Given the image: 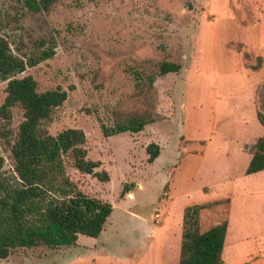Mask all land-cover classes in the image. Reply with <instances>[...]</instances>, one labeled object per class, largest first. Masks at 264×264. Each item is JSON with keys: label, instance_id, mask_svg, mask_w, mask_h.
I'll use <instances>...</instances> for the list:
<instances>
[{"label": "rangeland", "instance_id": "374dc122", "mask_svg": "<svg viewBox=\"0 0 264 264\" xmlns=\"http://www.w3.org/2000/svg\"><path fill=\"white\" fill-rule=\"evenodd\" d=\"M0 27L18 53L42 41L54 42L52 58L19 76L33 75L40 91H68L44 128L53 134L69 127L86 132L89 157L104 162L111 180L79 172L66 156L67 170L86 193L117 203L115 215L130 210L151 219L159 213L161 220L170 180L177 208L184 202L180 193L192 184L195 202L206 198L205 192L197 193L204 185L216 198L231 192L242 220L247 209L264 210V197L247 198L244 192L263 182L264 173L247 175V153L241 150L250 152L264 134L257 116H264V0H59L40 11L29 9L25 0H0ZM244 51L252 56L245 59ZM164 61L180 64V71L161 74ZM7 83L0 74V105ZM12 112L11 126L17 129L23 109L17 105ZM135 116L149 119L142 131L104 137L101 123L112 127ZM4 124L0 119V129ZM211 137L206 156L182 153L205 146ZM151 142L162 147L153 163L146 151ZM0 152L11 174L12 154L2 138ZM198 163L199 174L189 179ZM123 190L136 196L123 195ZM228 212L229 205L205 210L203 228ZM257 223L264 241V220ZM132 233L110 231L107 237L112 247L128 240L124 257L143 261L151 249L146 241L152 240L145 239L140 227ZM77 242L92 251L105 250L97 237L79 235ZM69 253L70 246L40 244L17 249L0 264H66Z\"/></svg>", "mask_w": 264, "mask_h": 264}, {"label": "trees", "instance_id": "16d2710c", "mask_svg": "<svg viewBox=\"0 0 264 264\" xmlns=\"http://www.w3.org/2000/svg\"><path fill=\"white\" fill-rule=\"evenodd\" d=\"M59 0H25L34 11L47 10ZM13 41L0 27V74L8 80L6 97L0 105V119L5 123L0 138L12 154L13 170L5 171L6 158L0 152V259H8L15 250L33 248L40 244L58 248L76 245L79 235L99 237L113 212L114 205L107 199L86 193L73 180L67 170L65 157L71 167L84 174H91L102 182L111 180L109 170L100 159L89 157L85 147L88 140L82 128L69 127L57 134L44 128L54 111L68 99L62 88L39 90L37 79L31 75L19 76L29 67L52 58L53 41L35 45L26 53H18ZM231 45V42L229 43ZM243 45L238 44L241 51ZM245 59L252 54L243 52ZM261 61L262 58L259 57ZM247 68V64H245ZM254 65L253 69L260 68ZM176 62L164 61L160 73L180 71ZM19 105L24 118L17 129L11 126L12 108ZM264 125V116L258 112ZM149 119L141 116L127 123L107 126L101 123L104 137L122 132H140ZM147 161L153 163L162 147L156 142L148 144ZM251 159L246 174L264 170V134L251 146ZM127 193L123 190L122 194ZM231 198L185 207L182 221V238L179 261L172 264H222L223 250L229 225L228 216L203 228V212L215 206L229 205Z\"/></svg>", "mask_w": 264, "mask_h": 264}, {"label": "crops", "instance_id": "0c3cea01", "mask_svg": "<svg viewBox=\"0 0 264 264\" xmlns=\"http://www.w3.org/2000/svg\"><path fill=\"white\" fill-rule=\"evenodd\" d=\"M187 139V138H186ZM192 141L187 139L186 142ZM213 138H209L205 146H201L199 149L183 150L182 153L191 154V153H204L207 147L212 144ZM182 147L178 146L177 149L181 150ZM242 151L247 153V160L245 165L248 166L251 153L244 150L241 147ZM162 152V151H161ZM181 153V154H182ZM157 159V158H156ZM155 159V161H156ZM154 161V162H155ZM247 168V167H246ZM201 169L200 163L194 167L192 172H189L188 178L196 177ZM259 172H263L259 171ZM258 173V172H257ZM249 174V175H254ZM174 183H169V193L168 198L165 200V212H163L162 219L159 222H156L155 213L154 218L151 219L144 217L140 213L133 212L130 210H123L120 214L115 215L117 203H113L114 209L110 215L104 230L97 239H101L103 247L105 250L92 251L93 247L90 245H83L78 243L76 245L70 246V255L66 264H172L179 261L177 260L180 256L181 251V234H182V221H183V212L187 205L193 203H205L214 201L217 199H224L227 197L231 198L230 210H229V225L226 235L225 246L223 250V262L222 264H264V241L262 238V233L258 227L257 220H264V215H260L264 210L258 211L256 208H251L245 210L243 213L244 220H242L238 215V211L235 208L236 196L231 192H228L222 197H213L211 195V188L208 185L202 186L197 192H205L206 198L201 199L199 202L193 201L191 199L190 193L192 190V184L189 187L181 192L183 195L184 202L177 208L175 201V196L173 195ZM245 196L250 198L251 196L264 197V180L263 182H258V185H252L244 190ZM130 197L132 194L133 197L136 196L133 191L127 193ZM124 197V196H123ZM109 200V198H105ZM162 199V200H164ZM110 201V200H109ZM155 209H158L157 207ZM249 214V215H248ZM264 214V213H263ZM160 215V214H159ZM247 218H251L246 220ZM255 219V220H254ZM140 227L142 234L145 236V239H151L152 243L145 244L149 248L147 253L144 255V260L131 258V261H128L126 257L124 248L130 247L131 244L127 240L124 242L122 238L114 247H112L113 242H109L112 238L107 237L110 231L115 232L116 235L125 232H135L137 228ZM109 229V230H108ZM132 233V234H133ZM111 238V239H110ZM79 239V238H78ZM107 243V244H106ZM172 246L174 250L172 249ZM83 248V250H79ZM147 250V249H146ZM173 250V251H172ZM168 254L167 259H164V255ZM132 255V253L130 254ZM67 257V258H68ZM133 257V255H132ZM180 258V257H179ZM165 260H168L166 263ZM171 260L175 262H171Z\"/></svg>", "mask_w": 264, "mask_h": 264}, {"label": "built area", "instance_id": "2783aa9c", "mask_svg": "<svg viewBox=\"0 0 264 264\" xmlns=\"http://www.w3.org/2000/svg\"><path fill=\"white\" fill-rule=\"evenodd\" d=\"M155 220H156V222H159L160 221V215H159V213L156 214Z\"/></svg>", "mask_w": 264, "mask_h": 264}]
</instances>
